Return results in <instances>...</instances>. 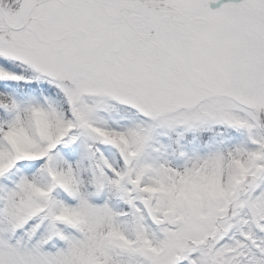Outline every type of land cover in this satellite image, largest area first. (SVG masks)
I'll use <instances>...</instances> for the list:
<instances>
[{
    "label": "snow or ice",
    "instance_id": "snow-or-ice-1",
    "mask_svg": "<svg viewBox=\"0 0 264 264\" xmlns=\"http://www.w3.org/2000/svg\"><path fill=\"white\" fill-rule=\"evenodd\" d=\"M0 264H264V0H0Z\"/></svg>",
    "mask_w": 264,
    "mask_h": 264
}]
</instances>
